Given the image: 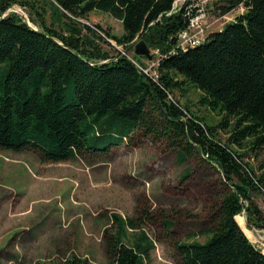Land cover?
I'll return each mask as SVG.
<instances>
[{
	"label": "trees",
	"instance_id": "16d2710c",
	"mask_svg": "<svg viewBox=\"0 0 264 264\" xmlns=\"http://www.w3.org/2000/svg\"><path fill=\"white\" fill-rule=\"evenodd\" d=\"M176 1L0 0V148L32 149L52 162L98 161L115 146L163 143L179 165H210L225 188L201 231L208 239L176 244L181 264H264L238 218L245 211L248 228L264 229L255 200L264 195V161L256 167L245 159L264 151V0H211L214 14L245 11L185 47L180 34L200 7ZM15 4L28 9L30 21L6 14ZM93 10L119 19L124 33L82 21ZM137 38L151 46L157 76L144 71L147 55L104 48L112 39L133 48ZM190 90L220 116L216 123L193 110ZM112 223L114 231L104 233L109 264H146L153 240L145 230L129 235L142 224L118 214ZM54 264L85 261L73 255Z\"/></svg>",
	"mask_w": 264,
	"mask_h": 264
},
{
	"label": "rangeland",
	"instance_id": "374dc122",
	"mask_svg": "<svg viewBox=\"0 0 264 264\" xmlns=\"http://www.w3.org/2000/svg\"><path fill=\"white\" fill-rule=\"evenodd\" d=\"M183 1L177 0L175 6ZM195 4L201 15L193 19L191 37L203 33L206 37L245 11L239 7L218 15L211 12V0ZM46 7L50 23L53 10L49 4ZM11 11L30 21L28 9L20 4L6 14ZM82 21L98 23L115 35L124 33L122 22L101 10H93ZM112 41L113 46L104 44V48L113 55L120 50L135 55L136 45L126 48ZM144 62L152 69L155 66L151 59ZM198 93L190 90L187 96L193 110L210 124L216 123L220 116L199 104ZM219 136L227 138L223 131ZM245 159L259 167L264 151L260 157ZM188 168L192 172L183 179ZM224 190L214 168L195 159L179 165L163 143L115 146L108 158L98 161L52 162L32 149L0 148V264H54L73 255L82 257L85 264H109L104 233L114 231L113 214L142 224L129 235L145 230L153 240L155 248L146 264H181L176 244L208 239L210 235L201 231L211 226L214 207ZM255 200L264 212V195ZM238 218L251 241L264 252V229L248 228L245 211Z\"/></svg>",
	"mask_w": 264,
	"mask_h": 264
},
{
	"label": "built area",
	"instance_id": "2783aa9c",
	"mask_svg": "<svg viewBox=\"0 0 264 264\" xmlns=\"http://www.w3.org/2000/svg\"><path fill=\"white\" fill-rule=\"evenodd\" d=\"M199 12H200V11H199ZM199 15H201V13H199ZM199 15H197V16H199ZM197 16H195L194 18H196ZM194 18H193V19H194ZM193 19L191 20V25H190V27H189L187 30L183 31V32L180 34L181 45H182V47H185V46H188V45H192V46H194V45L200 43V42L202 41V39H203V34H204V33L202 34V37H201L200 35H199L198 37H197V36H196V37H191V36H192V35H191V28L195 26V25H194V22H193ZM156 64H157V63L155 62L154 65H156ZM144 71H145V72H149V71H151L153 74H155V75L157 76L156 71H155V70H152V68H150V67L145 68Z\"/></svg>",
	"mask_w": 264,
	"mask_h": 264
},
{
	"label": "water",
	"instance_id": "95a60500",
	"mask_svg": "<svg viewBox=\"0 0 264 264\" xmlns=\"http://www.w3.org/2000/svg\"><path fill=\"white\" fill-rule=\"evenodd\" d=\"M135 45H136L135 53L137 55H147L151 59V57H152L151 56V49H150L149 45L143 39H141V41L136 43ZM244 232H245V230H244Z\"/></svg>",
	"mask_w": 264,
	"mask_h": 264
},
{
	"label": "bare ground",
	"instance_id": "6f19581e",
	"mask_svg": "<svg viewBox=\"0 0 264 264\" xmlns=\"http://www.w3.org/2000/svg\"><path fill=\"white\" fill-rule=\"evenodd\" d=\"M148 73V72H147Z\"/></svg>",
	"mask_w": 264,
	"mask_h": 264
}]
</instances>
